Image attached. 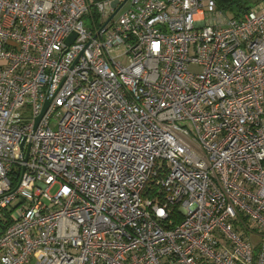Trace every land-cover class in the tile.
Masks as SVG:
<instances>
[{
    "label": "built area",
    "instance_id": "obj_1",
    "mask_svg": "<svg viewBox=\"0 0 264 264\" xmlns=\"http://www.w3.org/2000/svg\"><path fill=\"white\" fill-rule=\"evenodd\" d=\"M112 1L0 0V264H264V0Z\"/></svg>",
    "mask_w": 264,
    "mask_h": 264
},
{
    "label": "trees",
    "instance_id": "obj_2",
    "mask_svg": "<svg viewBox=\"0 0 264 264\" xmlns=\"http://www.w3.org/2000/svg\"><path fill=\"white\" fill-rule=\"evenodd\" d=\"M219 9L230 16L241 17L257 0H216Z\"/></svg>",
    "mask_w": 264,
    "mask_h": 264
},
{
    "label": "water",
    "instance_id": "obj_3",
    "mask_svg": "<svg viewBox=\"0 0 264 264\" xmlns=\"http://www.w3.org/2000/svg\"><path fill=\"white\" fill-rule=\"evenodd\" d=\"M127 1L128 0H113L112 1V6H113V8H115V11H114V13L112 14V16L110 18H112ZM76 36H77V34L73 32L71 34V36L68 38L67 43L68 44H71L73 42V39ZM49 102H50V100L47 99V101H46V103L44 105V108H43L42 113L37 117V123L39 122V120L41 119V117L43 116V114L45 113V111H46V109H47V107L49 105Z\"/></svg>",
    "mask_w": 264,
    "mask_h": 264
},
{
    "label": "rangeland",
    "instance_id": "obj_4",
    "mask_svg": "<svg viewBox=\"0 0 264 264\" xmlns=\"http://www.w3.org/2000/svg\"><path fill=\"white\" fill-rule=\"evenodd\" d=\"M87 24H89V23H87ZM123 50H124L123 48L118 49V50H115L114 51V55H118V54L122 53ZM189 70L192 71V72H194V73H197V72L201 71V66L200 65H197V64H190ZM28 114H29V111L28 110L21 109V110L17 111L15 115L21 117V116H26ZM37 256H39V255L37 254L35 256V258H34L35 260L37 259Z\"/></svg>",
    "mask_w": 264,
    "mask_h": 264
},
{
    "label": "crops",
    "instance_id": "obj_5",
    "mask_svg": "<svg viewBox=\"0 0 264 264\" xmlns=\"http://www.w3.org/2000/svg\"><path fill=\"white\" fill-rule=\"evenodd\" d=\"M29 264H37V261L33 259Z\"/></svg>",
    "mask_w": 264,
    "mask_h": 264
}]
</instances>
